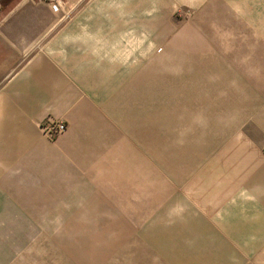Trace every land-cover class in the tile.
I'll use <instances>...</instances> for the list:
<instances>
[{"label": "rangeland", "instance_id": "obj_1", "mask_svg": "<svg viewBox=\"0 0 264 264\" xmlns=\"http://www.w3.org/2000/svg\"><path fill=\"white\" fill-rule=\"evenodd\" d=\"M110 5L125 59L61 144L66 209L0 226V264H264V0Z\"/></svg>", "mask_w": 264, "mask_h": 264}, {"label": "crops", "instance_id": "obj_2", "mask_svg": "<svg viewBox=\"0 0 264 264\" xmlns=\"http://www.w3.org/2000/svg\"><path fill=\"white\" fill-rule=\"evenodd\" d=\"M64 1L72 5L70 17L63 22L55 14L53 24L49 7L37 0L0 4L1 227L25 226L17 212L66 209V198H60L68 194L61 144L76 137L90 112L84 106H92L100 87L110 90L116 61L125 59L99 26L100 19L109 25L114 0ZM48 115L68 123L54 143L38 128Z\"/></svg>", "mask_w": 264, "mask_h": 264}, {"label": "built area", "instance_id": "obj_3", "mask_svg": "<svg viewBox=\"0 0 264 264\" xmlns=\"http://www.w3.org/2000/svg\"><path fill=\"white\" fill-rule=\"evenodd\" d=\"M42 1L45 4H47L53 11H58L61 7V0H42ZM39 128L43 134H46V136L51 139V136L53 135L54 132H51L49 124L39 126ZM52 129L55 132H62L64 130V123L55 122L52 126Z\"/></svg>", "mask_w": 264, "mask_h": 264}]
</instances>
